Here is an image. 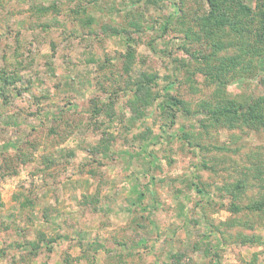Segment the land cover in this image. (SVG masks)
Segmentation results:
<instances>
[{
  "label": "rangeland",
  "instance_id": "obj_1",
  "mask_svg": "<svg viewBox=\"0 0 264 264\" xmlns=\"http://www.w3.org/2000/svg\"><path fill=\"white\" fill-rule=\"evenodd\" d=\"M78 6L89 26L69 17ZM207 9L0 0V264H264V127H204L197 106L214 85L189 50L207 54L219 39L186 32H201ZM254 64L227 80L228 98L264 96V53ZM142 74L155 84L135 115ZM165 92L188 108L173 121Z\"/></svg>",
  "mask_w": 264,
  "mask_h": 264
},
{
  "label": "trees",
  "instance_id": "obj_2",
  "mask_svg": "<svg viewBox=\"0 0 264 264\" xmlns=\"http://www.w3.org/2000/svg\"><path fill=\"white\" fill-rule=\"evenodd\" d=\"M208 9L205 15L199 17L200 35L197 32L187 30L186 36L192 40L209 41L211 36L218 37V43L207 54H197L189 50L190 57L205 60L202 70L205 74L207 84L214 85L212 92L207 100H200L197 104L201 111L205 113L208 123L202 121L204 127H235L237 125H249L251 127H264V96L259 98H228L224 93L225 83L233 75H245L246 72H253L255 69L254 60L264 53V4H261L256 10H252L245 3V0H206ZM56 10V6L54 7ZM42 12L46 8H41ZM69 17L77 21L81 26H89L92 18L86 14V9L82 6L70 11ZM89 32L93 33L90 28ZM112 33H118L113 29ZM197 34L199 36H197ZM196 37V38H195ZM240 37L241 39L239 40ZM228 45L230 48L237 49L236 54H225L218 56V51ZM188 53L185 44L182 45ZM251 54L253 58L248 59L247 65L242 71L240 68V59L246 54ZM134 49L129 46L125 53V67L132 63L134 59ZM125 69V70H126ZM236 71V72H235ZM233 73V74H232ZM4 84H9V78L1 76ZM154 76L151 74H142L134 81L133 100H129L135 115H139L138 107L134 105L147 104L151 101L153 92L150 90L151 83H154ZM261 84L264 88V75L261 78ZM3 87L0 84V93ZM164 99L161 100L162 108H169L168 115L175 116L173 110L176 108L186 109V102L169 92H165ZM141 103V104H140ZM151 103V102H150ZM159 103V104H160ZM176 107V108H174ZM93 113L99 111V107L92 104ZM52 131V130H51ZM242 186V185H241ZM240 186V187H241Z\"/></svg>",
  "mask_w": 264,
  "mask_h": 264
}]
</instances>
